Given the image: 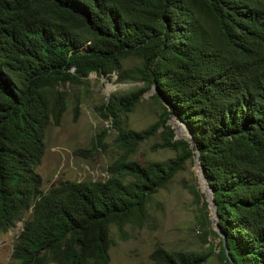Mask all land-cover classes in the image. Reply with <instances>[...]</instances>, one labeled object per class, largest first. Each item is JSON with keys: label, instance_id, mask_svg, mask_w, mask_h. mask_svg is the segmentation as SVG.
<instances>
[{"label": "trees", "instance_id": "trees-1", "mask_svg": "<svg viewBox=\"0 0 264 264\" xmlns=\"http://www.w3.org/2000/svg\"><path fill=\"white\" fill-rule=\"evenodd\" d=\"M128 58L137 64L122 69ZM89 74L142 83L98 107L119 154L104 179L59 181L43 193L35 170L45 128L66 109L61 88ZM152 85L157 121L122 129L118 114ZM170 116L188 140L174 139ZM159 127L153 149L180 154L138 164L131 155ZM106 131L75 154L103 150ZM194 150L212 190L217 232L207 234L220 262L264 264V0H0V233L29 211L7 264H107L110 227L142 226L149 198ZM148 259L202 264L207 255L155 244Z\"/></svg>", "mask_w": 264, "mask_h": 264}, {"label": "rangeland", "instance_id": "rangeland-1", "mask_svg": "<svg viewBox=\"0 0 264 264\" xmlns=\"http://www.w3.org/2000/svg\"><path fill=\"white\" fill-rule=\"evenodd\" d=\"M136 64V59L128 58L122 62V69ZM141 87L139 81H117L116 75L108 80L90 74L85 82L76 87L66 85L61 88L66 92L67 106L59 123L54 125L50 122L45 128L44 151L35 170L41 179L40 190L43 193L59 181H96L106 177L105 168L118 156L119 151L112 143L116 131L109 118H101L98 107L105 104L110 94H123ZM151 96H155V92L149 89L141 95L131 112L118 114L122 129L140 131L157 121L161 109ZM76 104L78 110L74 115ZM166 124L173 133L188 138L187 130L174 116L167 118ZM102 129L107 130L103 150L89 157L86 153L75 154L78 150L89 149L94 135ZM161 130L159 127L153 136L140 143L131 159L144 164L174 159L180 154L169 149H153L160 142ZM193 163L191 155L170 182L149 198L147 217L142 226L126 224L122 234L110 227L107 234L111 242L107 250V264H149L148 255L155 244H160L167 252L207 255V260L202 264H222L218 257V239L207 234L209 229L215 230V226L209 220L207 206L201 207L206 202ZM193 190H197L198 197L193 195ZM204 213H208L209 222L203 219ZM27 217L28 213H24L21 222L0 234V264L8 262L12 243ZM208 245L211 249L207 248Z\"/></svg>", "mask_w": 264, "mask_h": 264}, {"label": "water", "instance_id": "water-1", "mask_svg": "<svg viewBox=\"0 0 264 264\" xmlns=\"http://www.w3.org/2000/svg\"><path fill=\"white\" fill-rule=\"evenodd\" d=\"M150 89L154 90L153 89V85L151 86ZM178 123L180 125H182L183 127H185V129L187 130L186 126L182 122L178 121ZM187 136H188V138L186 139V137H181V136H178L177 133H174V139L175 140H177V139H186V140H188L190 138V133H189L188 130H187ZM198 156H199V151L198 150H194V153H193L194 163H193V165H194V168H195V170H196V172L198 174V181L201 184V188H200L201 192H202V194L205 197V202H206V206L208 208V213H209V220L215 226V223H216V220H217V216L215 214V206H214V202L212 200V190L207 185L206 178L203 175V170H202V168L200 167V164H199ZM214 231L217 232L216 226H215V230Z\"/></svg>", "mask_w": 264, "mask_h": 264}, {"label": "clouds", "instance_id": "clouds-1", "mask_svg": "<svg viewBox=\"0 0 264 264\" xmlns=\"http://www.w3.org/2000/svg\"><path fill=\"white\" fill-rule=\"evenodd\" d=\"M26 213H28V215H29V211L26 212ZM22 215H23V214H22ZM22 215H21V216H22ZM27 218H28V217H27ZM24 221H25V220H24ZM24 221H22V224H23ZM17 222H21V220H20V221H17ZM17 222H16V223H17ZM16 223H15V224H16ZM15 224H14V225H15ZM14 225H13V226H14ZM11 228H13V227H11ZM11 228H10V229H11ZM8 230H9V229H8ZM8 230H7V231H8ZM21 230H22V226H21ZM21 230H20V231H21ZM20 231H19V232H20ZM5 232H6V231H5ZM5 232H3V233H5ZM19 232H18V233H19ZM0 234H2V233H0ZM16 237H17V236H16ZM16 237H15V238H16ZM14 240H15V239H14ZM13 242H14V241H13ZM12 245H13V243H12ZM11 248H12V246H11ZM10 252H11V251H10ZM9 255H10V254H9ZM7 263H8V262H7ZM7 263H6V264H7Z\"/></svg>", "mask_w": 264, "mask_h": 264}]
</instances>
